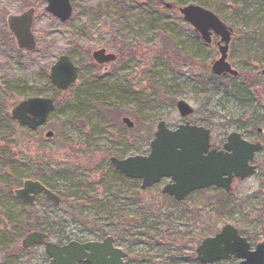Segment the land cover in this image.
Listing matches in <instances>:
<instances>
[{"label":"rangeland","instance_id":"374dc122","mask_svg":"<svg viewBox=\"0 0 264 264\" xmlns=\"http://www.w3.org/2000/svg\"><path fill=\"white\" fill-rule=\"evenodd\" d=\"M69 1L72 14L60 21L46 0H0V264H47L43 246L21 247L32 227L54 242L111 235L127 254L125 264H202L196 247L227 223L243 230L252 246L264 243V0H160L175 6L170 10L158 0ZM187 4L212 11L232 29L227 61L237 76L211 72L220 55L217 38L202 42L178 12ZM30 7L36 45L27 51L17 48L6 19ZM102 48L115 60L96 63L92 52ZM61 54L79 66L77 80L57 96L60 107L44 125L19 127L12 107L29 93L51 95L43 87ZM179 99L193 108L188 117L179 115ZM161 120L170 129L184 120L210 129L213 147L231 131L260 142L256 172L236 180L228 195L208 187L176 201L161 193L165 179L141 189L109 157L147 154ZM26 179L41 181L60 203L38 195L22 206L13 191ZM224 197L228 212L218 216L210 209Z\"/></svg>","mask_w":264,"mask_h":264},{"label":"water","instance_id":"95a60500","mask_svg":"<svg viewBox=\"0 0 264 264\" xmlns=\"http://www.w3.org/2000/svg\"><path fill=\"white\" fill-rule=\"evenodd\" d=\"M46 1V10L60 21H66L71 16L72 5L69 0ZM163 4L168 9L172 7L170 3ZM179 12L205 43L211 42L212 33L220 36V57L212 62L211 71L218 75L237 76L238 71L226 61L231 29L212 11L197 4H187L179 8ZM33 15L34 9L30 7L6 19L7 27L20 49L30 51L35 48V37L31 31ZM92 57L97 63H107L116 58L115 54L103 48L93 51ZM78 69V65L68 55L61 54L51 65L48 79L57 90H66L76 81ZM54 106V99L50 96H30L13 106L11 117L20 126L33 131L46 123ZM176 108L182 118L193 112V108L182 99L176 102ZM122 121L128 127L133 126L127 117H123ZM45 135L50 137L52 132L47 131ZM210 147V129L188 120L170 129L161 120L149 141L147 154L125 158L111 156L109 160L120 173L141 180V189L158 183L162 178H169L171 182L163 187L162 193L182 201L192 191L208 187L228 192L232 189L234 178L243 180L253 175L257 166L251 164V161L254 154L262 149V144L250 142L240 132L231 131L222 148ZM38 194H44L54 204L60 203V197L36 179H26L21 187L14 190V195L23 204L32 203ZM34 244L44 246L49 257L48 264H78L82 261L87 264H124L126 257L124 251L114 246L111 235L101 241L70 240L60 245L49 240L47 233L35 230L27 233L21 241L23 248ZM195 251L197 260L203 264L232 257L239 259L238 264H264V243H257L251 249L247 238L228 223L218 233L205 237Z\"/></svg>","mask_w":264,"mask_h":264},{"label":"trees","instance_id":"16d2710c","mask_svg":"<svg viewBox=\"0 0 264 264\" xmlns=\"http://www.w3.org/2000/svg\"><path fill=\"white\" fill-rule=\"evenodd\" d=\"M249 76L251 77V83L252 84H255V80H256V78H257V73L256 72H252V73H250L249 74ZM43 89L45 90L46 89V91H49L50 93H51V96L54 98V101H55V104H56V106L55 107H60V100H59V98H57V96L59 95V94H62L64 91H58V90H56L54 87H53V85H51L50 84V82L48 81L45 85H44V87H43ZM8 89L6 88V87H4V91H5V93H6V91H7ZM38 92V91H37ZM36 93H29V94H27V97L29 96V95H35ZM16 122V121H15ZM238 121H228V124L230 123V124H236ZM246 124H248V123H244V124H242L243 126H247ZM18 125V124H17ZM241 125V124H240ZM19 126V125H18ZM19 127H21V126H19ZM21 128H24V127H21ZM24 129H26V128H24ZM16 151V155L17 156H20L22 159H23V155H24V152H25V150L22 148V147H18L17 149H15ZM25 156H26V158H27V155L25 154ZM45 168V167H44ZM42 170H43V167H38L37 168V171L38 172H42ZM37 174H39V173H35V176H37ZM227 195L229 194V193H226ZM18 200V199H17ZM19 201V200H18ZM47 201V200H46ZM21 205L22 206H27V205H25V204H22L21 203ZM30 204H28V206H29ZM214 214H216V215H218V216H221L222 214H224V213H227L228 212V209L226 208V197H224L223 199H221L220 201H217L216 203H215V205L210 209ZM34 217H35V215H34ZM31 229H36V227H32V228H30V229H25L24 231L25 232H28V231H30ZM42 231H46L45 229H41ZM239 230V232H240V234H242V235H244V231L243 230H241V229H238ZM49 233V232H48ZM104 234V232L103 233H101V235H103ZM106 236V235H105ZM59 238V240H58V243H63V236H58ZM252 240H254V239H252ZM230 261V260H229ZM229 261H226V262H229ZM223 262V261H222Z\"/></svg>","mask_w":264,"mask_h":264},{"label":"flooded vegetation","instance_id":"af4514ba","mask_svg":"<svg viewBox=\"0 0 264 264\" xmlns=\"http://www.w3.org/2000/svg\"><path fill=\"white\" fill-rule=\"evenodd\" d=\"M219 35H216L215 33H212V42H213V39H215V38H217V40L214 42L216 45H218V42H219ZM231 38H232V29H231V35H230V41H231ZM230 41H229V43H230ZM219 46V45H218ZM228 48H229V45H228ZM223 143H224V141L220 144V145H217V146H215V147H217L218 149H220V148H222V145H223ZM211 147H213L212 146V144H211ZM263 147V146H262ZM257 153V152H256ZM255 153V154H256ZM255 154H254V156H255ZM166 180V183H164V185H163V187L166 185V184H168V183H170V181H169V179H165ZM236 180H240V179H238V178H234L233 179V181H232V188H233V183L236 181ZM163 181V180H162ZM161 181V182H162ZM162 187V188H163ZM37 196L38 195H36V197H35V199L37 198ZM165 197H168L167 195L165 196ZM169 198V197H168ZM35 199H34V201H35ZM34 201L32 202V203H34ZM32 203H27V204H25V205H28V204H32ZM31 230H36V229H31ZM42 231V230H41ZM46 233L48 234V236H49V238H50V234L46 231ZM78 241H80V242H85V241H87V239L86 240H78ZM113 244H114V238H113ZM115 245V244H114ZM78 264H87V263H85V262H80V263H78Z\"/></svg>","mask_w":264,"mask_h":264}]
</instances>
